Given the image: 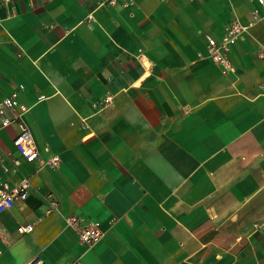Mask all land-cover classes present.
<instances>
[{"label": "crops", "instance_id": "1", "mask_svg": "<svg viewBox=\"0 0 264 264\" xmlns=\"http://www.w3.org/2000/svg\"><path fill=\"white\" fill-rule=\"evenodd\" d=\"M234 17L224 73L206 35ZM261 48L258 0H0V100L29 106L42 150L6 173L30 187L0 213V264H264ZM18 132L0 127V162Z\"/></svg>", "mask_w": 264, "mask_h": 264}, {"label": "built area", "instance_id": "2", "mask_svg": "<svg viewBox=\"0 0 264 264\" xmlns=\"http://www.w3.org/2000/svg\"><path fill=\"white\" fill-rule=\"evenodd\" d=\"M122 1L126 4L129 0H109V2ZM264 6V0H258ZM254 16L258 19L257 11L254 10ZM92 18V14L88 15ZM250 23L245 24L234 17L230 19L224 26V30L219 37L206 35V50L209 58L220 66L222 72L228 73L234 71L233 64L229 58V51L235 42L239 39L241 34L247 30ZM257 57L264 59V48L257 51ZM42 97V96H40ZM27 106L18 97L17 92H11L0 100V127L8 126L12 123H17L19 132L14 136L12 142L17 153V156L12 157L10 164L0 162V213L14 204L16 197H25L28 194L30 187L29 179L24 177L18 182L11 184L6 173L19 165L20 159L26 162H32L41 157V149L36 145L35 140L28 126L24 122V115L28 111ZM44 151H48L49 147L44 146ZM59 163V156L53 154L45 164L56 166ZM52 206L45 210L46 214L51 213L56 209L57 204L53 200ZM66 223L71 228L75 229L78 237L84 243H92L102 235L99 224L89 218H82L78 215H69L66 217ZM30 223L19 224L17 226L18 232H27L31 230ZM34 264H43L42 260H38ZM61 264H84L81 260L65 261Z\"/></svg>", "mask_w": 264, "mask_h": 264}]
</instances>
